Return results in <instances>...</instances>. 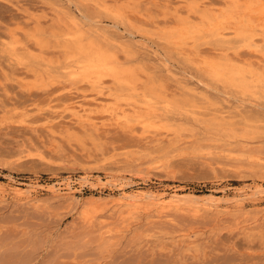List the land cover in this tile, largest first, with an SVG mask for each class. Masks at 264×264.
<instances>
[{
	"label": "rangeland",
	"instance_id": "obj_1",
	"mask_svg": "<svg viewBox=\"0 0 264 264\" xmlns=\"http://www.w3.org/2000/svg\"><path fill=\"white\" fill-rule=\"evenodd\" d=\"M256 1L0 0V264H264ZM80 46L112 52L119 77L90 73ZM120 185L196 206L129 211Z\"/></svg>",
	"mask_w": 264,
	"mask_h": 264
},
{
	"label": "bare ground",
	"instance_id": "obj_2",
	"mask_svg": "<svg viewBox=\"0 0 264 264\" xmlns=\"http://www.w3.org/2000/svg\"><path fill=\"white\" fill-rule=\"evenodd\" d=\"M255 1V0H254ZM255 4V3H254ZM255 7H253V8H255V9H261V8H263V6H264V2L262 1V0H257L256 1V5H254ZM262 10V9H261ZM256 12V11H255ZM262 12V11H261ZM260 12V13H261ZM257 14H259V13H257ZM263 15V14H262ZM194 16V15H193ZM260 17V16H259ZM136 18V17H135ZM138 18V17H137ZM261 20V19H260ZM160 24V23H159ZM257 25V24H256ZM80 26V25H79ZM227 33V32H226ZM262 33H264V32H262ZM259 34H261V33H259ZM262 35V34H261ZM262 37H264V36H262ZM261 37V39L262 40H264L263 38ZM87 39V38H86ZM255 40V39H254ZM257 41V40H256ZM177 43V42H176ZM34 47V46H33ZM68 48V47H67ZM16 50V49H15ZM79 52L83 55V61L85 62V64H84V67H86L87 68V70L90 72V73H92V74H94V73H97V74H99V76L101 75L100 73H102V72H106V74H109V75H113V76H115L116 78H118L119 77V75H120V70H119V66L120 65H118V61H119V59L117 58V57H115L113 54H112V52H110L109 50H104V49H101V48H94V47H85V46H80L79 47ZM234 58V57H233ZM262 58V57H261ZM118 59V60H117ZM120 62H121V60H120ZM126 64V63H125ZM81 67H83V66H81ZM80 68V67H79ZM122 68V67H121ZM8 69V68H7ZM229 71V70H228ZM232 72V71H231ZM77 73H79V72H76V71H72V74H77ZM214 73V72H213ZM237 73V71H235V74ZM239 74H240V72H238ZM238 73H237V75H234V76H232V77H229V79H227V81L228 82H230V83H232V84H234V85H236V86H238L239 88H241L242 90H244V91H248L249 89H250V86H248L249 84H248V82L243 78V76H240V75H238ZM72 74H71V76H72ZM104 74V73H103ZM225 74V73H224ZM90 80V79H89ZM88 80V81H89ZM92 81V80H91ZM98 86V85H97ZM112 87V86H111ZM169 87V86H168ZM107 91V90H106ZM93 94V93H92ZM107 94V93H106ZM103 95H105V94H103ZM108 95V94H107ZM110 95V94H109ZM89 96V95H88ZM106 96V95H105ZM111 96H112V94H111ZM110 96V97H111ZM86 98V97H85ZM107 98V97H106ZM106 98H103V100H112L111 98H109V99H106ZM114 99V98H113ZM130 102H131V100H130ZM133 103L135 102V101H132ZM131 102V103H132ZM238 102V101H237ZM104 103V102H103ZM102 103V104H103ZM111 103V102H110ZM109 103V104H110ZM101 104V103H100ZM99 104V105H100ZM102 104L100 105V106H102ZM126 105V102L125 103H123V105ZM135 104V103H134ZM133 104V105H134ZM152 104V103H151ZM85 105V104H84ZM104 105V104H103ZM122 105V106H123ZM124 105V106H125ZM128 105H130V104H128ZM135 105H138V104H135ZM135 105H134V107H135ZM140 105V104H139ZM147 105L149 106L150 104H148L147 103ZM75 107H76V105H74ZM78 106V105H77ZM106 106V105H105ZM144 106V105H143ZM103 107V106H102ZM126 107V106H125ZM149 107H152V105H150ZM154 107V106H153ZM256 107V106H255ZM76 108H78V107H76ZM128 108H129V106H128ZM128 108H126V109H124V107L123 108H121V107H118V105H116V102H112V104H110V105H108L107 106V111H108V114H109V116H112L113 118H115L116 120H119V122L121 121V120H125V121H129L130 119V117H128V115H127V109ZM139 108V107H138ZM137 108V109H138ZM141 108V107H140ZM144 109L145 108H147V107H143ZM143 109V110H144ZM146 110V109H145ZM144 110V111H145ZM84 112V113H83ZM129 112V111H128ZM141 112H143V111H141L140 110V114H142ZM144 113V112H143ZM145 113H146V111H145ZM73 114L76 116V118H77V120H79L80 122H82V123H84V122H89V124H91L92 126L94 125V127H95V129L97 128V122L96 121H90V120H92V115L90 116V113L88 112V109H87V107H83V106H81V109H75V111L73 112ZM108 116V115H107ZM95 118V117H94ZM130 121H132V120H130ZM131 123V122H130ZM85 124V123H84ZM123 124V123H122ZM87 125H88V123H87ZM91 125H89V126H91ZM93 127V128H94ZM94 130V129H93ZM99 130V129H98ZM92 133H94V131L92 132ZM97 134H98V132H97ZM97 136V135H96ZM199 146V145H198ZM253 149H254V147H253ZM237 150V149H236ZM252 161V160H251ZM256 162V161H255ZM241 164V163H240ZM85 175V174H84ZM83 177V176H82ZM88 177H84V179H83V181H81L80 183L83 185V184H85V183H87V182H89V181H87L88 179H87ZM62 182V181H61ZM112 183H114L113 181H111ZM117 185V184H116ZM125 185V184H124ZM261 185V184H260ZM72 186H73V184H72V181H71V179L70 180H68L66 183H55V184H52V186H50L51 187V189L52 190H55V191H59L60 189H72ZM116 187V186H115ZM123 186H118L117 188H119V189H121L122 190V193L120 194V195H116L115 197H114V201H113V199L111 200V201H113V202H115V205L117 206V207H120V208H125L126 210H129V211H139L140 209L142 210V208L143 209H145V206L148 208L149 207V205H154V206H156V207H159V208H161V209H170V208H175V207H181V206H184V204H186L187 203V198L188 197H186L185 196V194H180V193H178L177 191H174V193H172L171 195H169V196H167V197H165V193L164 194H162V193H154V192H145V193H140V192H136V193H127V191H125V187H123ZM24 190V189H23ZM120 190V191H121ZM72 191H73V189H72ZM248 193V191L247 190H241V191H238V192H235V194H233L234 195V197L233 198H231L230 200L231 201H233V202H235V207L236 206H242L243 204H245V198H247L248 196H246V194ZM207 195V197H209V200H210V202H211V204H214V206H215V204L216 205H221V204H223V202H224V197H217V199L216 200H214V197L215 196H213L212 194H206ZM249 195H254L253 197L254 198H257V196H263L264 195V188L263 189H261V187H257V188H255V189H253V192H252V194L250 193ZM252 197V198H253ZM189 198H192V196L191 197H189ZM194 199V198H193ZM188 200H190V199H188ZM196 200V202H197V199H194V201ZM227 200V199H226ZM229 200V201H230ZM257 200V199H256ZM193 201V200H192ZM199 201V200H198ZM205 201H207L208 202V200H205ZM205 201H204V203H205ZM247 201V200H246ZM189 202H191V201H189ZM232 202V203H233ZM195 203V202H194ZM198 203V202H197ZM203 204V202H200V203H198L199 205L200 204ZM207 204V203H206ZM208 204H210V203H208ZM207 204V205H208ZM210 204V205H211ZM187 205H189L188 203H187ZM198 205V206H199ZM246 205V204H245ZM153 206V207H154ZM190 207H192V206H196V204L195 205H189ZM204 205H202V206H200L201 208L203 207ZM206 206V205H205ZM200 207H199V209H200ZM236 208H238V207H236ZM124 209V210H125ZM150 209H152V206H151V208ZM160 209V210H161ZM198 209V208H197ZM215 209V208H214ZM222 209V208H221ZM263 209V208H262ZM185 210V209H184ZM263 217V216H262ZM260 222V221H259Z\"/></svg>",
	"mask_w": 264,
	"mask_h": 264
}]
</instances>
